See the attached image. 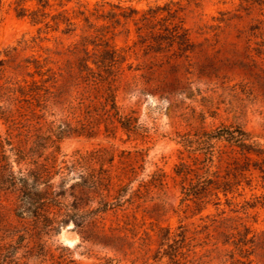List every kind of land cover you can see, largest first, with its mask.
I'll list each match as a JSON object with an SVG mask.
<instances>
[{
	"label": "rangeland",
	"instance_id": "rangeland-1",
	"mask_svg": "<svg viewBox=\"0 0 264 264\" xmlns=\"http://www.w3.org/2000/svg\"><path fill=\"white\" fill-rule=\"evenodd\" d=\"M113 53L108 75L95 64ZM83 64L140 135L103 116ZM219 127L264 149V0H2L0 140L58 136L59 162L106 151L122 206L44 228L0 193V264H264V153L228 150L211 169L227 197L182 200L184 140ZM64 189L88 216L103 203L73 174Z\"/></svg>",
	"mask_w": 264,
	"mask_h": 264
},
{
	"label": "trees",
	"instance_id": "trees-1",
	"mask_svg": "<svg viewBox=\"0 0 264 264\" xmlns=\"http://www.w3.org/2000/svg\"><path fill=\"white\" fill-rule=\"evenodd\" d=\"M34 1L42 3L46 0ZM1 5L2 0H0V7ZM115 61L116 56L113 53L100 65H95L109 75ZM80 71L81 74L84 73L83 83L88 86H97L98 82H106L103 93L99 96L102 100L100 105L103 116L111 123L118 122L127 133L140 135V127L137 126L136 119L125 115L118 107L116 90L111 86L109 76H98L88 64H83ZM59 139L60 137L57 136L56 140ZM56 140L37 136L33 141L27 140V143L31 144L30 148L15 146L10 138L0 140L2 154L0 157V193L15 195L16 216L22 218L26 215L35 223H42L44 228L56 225L58 229L69 222L75 223L76 226H83L88 219H95L99 214H105L108 210L121 207V202L115 205L108 201L112 198L110 189L112 178L105 165L108 163L111 166L114 156L105 160L102 154L106 151L96 150L85 155L77 154L72 160L64 158L59 162L60 150ZM183 146L192 156L193 161L192 164L182 162L176 168L177 176L189 179V182L182 186L183 201L201 200L208 195H215L219 200L220 193L227 197L230 193L228 186L216 187V176L211 169L215 160L221 161L228 150L242 156L264 153V149H259L253 136L241 127H219L210 132L204 131L187 137ZM6 147L9 149L7 150ZM96 165H99L98 170L95 168ZM255 170L264 173V168L256 167ZM71 174L79 179V182L89 191L102 192L103 203L95 212H89V216L88 211H83L80 206L67 203L69 196L64 185ZM55 179H59L58 184L54 182ZM122 192L120 190L119 193Z\"/></svg>",
	"mask_w": 264,
	"mask_h": 264
}]
</instances>
